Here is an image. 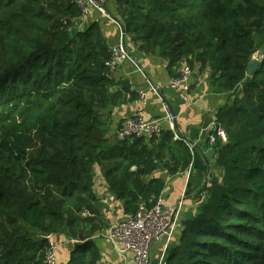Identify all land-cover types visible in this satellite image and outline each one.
Listing matches in <instances>:
<instances>
[{
	"label": "trees",
	"instance_id": "16d2710c",
	"mask_svg": "<svg viewBox=\"0 0 264 264\" xmlns=\"http://www.w3.org/2000/svg\"><path fill=\"white\" fill-rule=\"evenodd\" d=\"M115 12L171 74L185 62L207 70L212 92L232 93L215 116L227 135L214 144L222 176L199 191L165 264H264V55L246 74L264 46V0H115ZM79 17L74 0H0V264H45L48 235L73 241L66 264H100L96 177L134 213L161 195L154 172L192 160L170 130L109 140L110 47L96 21L71 31Z\"/></svg>",
	"mask_w": 264,
	"mask_h": 264
},
{
	"label": "crops",
	"instance_id": "0c3cea01",
	"mask_svg": "<svg viewBox=\"0 0 264 264\" xmlns=\"http://www.w3.org/2000/svg\"><path fill=\"white\" fill-rule=\"evenodd\" d=\"M101 2L108 15L117 18L115 0H101ZM81 21L86 25L90 22H98L109 47L118 43L120 28L109 18L95 15L85 20L81 19ZM124 43L133 62H124L115 74L113 90H117V103L114 106L109 105L102 112L106 129H108L107 136H112L115 127L123 119L133 116L138 109H143L147 119H160L164 115L163 103L168 106L175 116L174 134L184 138L190 144L192 160L188 168L173 176H168L163 171L158 172L159 174L154 172V176L164 181L160 197L165 204L176 206L178 202L182 203L181 212L182 220H184L194 213L198 202L204 198L205 193L199 194V191L209 181L208 179L222 176L219 168L217 172L215 171L217 150L215 146L208 143L207 136L209 132L213 134L217 111L230 102L232 93L212 92L207 70L199 71L197 67H194L188 93L182 94L165 88V84L170 78L175 77L177 72L171 74L157 54L143 53L130 41L129 37L125 36ZM151 86L159 88L160 97L150 90ZM138 91L146 94L147 100L143 106L139 101ZM217 141L220 143L219 140ZM209 167H211V172H208L207 177ZM93 192L96 198L95 207L99 209L105 226V230L93 239L100 252V264H131L130 254H119L103 238L107 230L124 214L121 202L115 200L114 196L107 191L101 177H96ZM56 241L63 244L59 249L58 264H66L71 245L67 246L69 242L64 237H58ZM162 247L163 244L160 242H154L151 245L152 261L159 258Z\"/></svg>",
	"mask_w": 264,
	"mask_h": 264
},
{
	"label": "built area",
	"instance_id": "2783aa9c",
	"mask_svg": "<svg viewBox=\"0 0 264 264\" xmlns=\"http://www.w3.org/2000/svg\"><path fill=\"white\" fill-rule=\"evenodd\" d=\"M76 7L80 12V19L85 20L95 15L108 17L106 8L99 0H74ZM252 60L259 63L263 60V55L253 56ZM126 61H132L127 52L123 36L117 44L110 47V58L106 63L109 78L114 79L119 67ZM165 66L167 63L164 61ZM194 68L187 63H182L177 71V75L168 80L165 88L178 91L182 94L189 92L191 88V80L194 74ZM238 91L243 90L242 85L238 86ZM150 90L160 97L159 88L150 87ZM141 106L146 104V94L138 91ZM164 115L160 119H147L144 116L143 109H138L131 117L123 119L118 126L115 127L113 137L117 141H123L129 138H143L149 140L159 136L165 130L175 133L174 123L175 116L170 112L168 106L163 103ZM213 134L209 135L208 143L214 145L217 140L222 145L227 143V135L225 131L214 122ZM174 138L179 137L174 134ZM188 144V142H186ZM189 148L192 147L189 145ZM182 203L178 202L176 206L165 204L159 196L156 202L145 207L140 205L134 213H125L113 224L103 238L106 239L115 250L121 254H130L131 264H165V252L169 245L174 241L175 236L182 228ZM86 215V214H84ZM47 241L45 264H58L59 249L63 245L56 241L51 235L45 237ZM73 242V241H72ZM154 242L163 244L160 256L157 260L152 261L150 247Z\"/></svg>",
	"mask_w": 264,
	"mask_h": 264
},
{
	"label": "rangeland",
	"instance_id": "374dc122",
	"mask_svg": "<svg viewBox=\"0 0 264 264\" xmlns=\"http://www.w3.org/2000/svg\"><path fill=\"white\" fill-rule=\"evenodd\" d=\"M109 17V16H108ZM110 19V18H109ZM76 22L73 24V27H72V29L70 28V30L71 31H73V30H77V31H82L83 29H84V27H85V25L86 24H83V22L81 21V19H80V17L79 18H77L76 20H75ZM260 55H264V46H261L257 51H256V53L253 55V56H260ZM211 132H209L208 134L209 135H211L210 134ZM209 135L207 136V139H208V137H209ZM114 139V137L112 136V137H110L109 138V140L110 141H112ZM215 144H217V143H215ZM214 146V145H213ZM160 170H157L156 172L157 173H155V174H159L158 172H162V167L161 168H159ZM208 170L211 172V167H209L208 168ZM207 170V171H208ZM217 170V168H215V171ZM209 172V173H210ZM217 172V171H216ZM216 172H215V174H216ZM95 173L96 174H99V170L98 169H96V171H95ZM97 176V175H96ZM208 177V176H207ZM146 207V206H145ZM147 208V207H146ZM125 214V213H124ZM55 237V239H57L58 237H63V236H54ZM72 241L71 242H69L68 244H67V246H72ZM70 246V247H71ZM69 248V247H68ZM151 255H153V253H152V248H151ZM153 257H155V256H153ZM131 263H132V261H131Z\"/></svg>",
	"mask_w": 264,
	"mask_h": 264
},
{
	"label": "water",
	"instance_id": "95a60500",
	"mask_svg": "<svg viewBox=\"0 0 264 264\" xmlns=\"http://www.w3.org/2000/svg\"><path fill=\"white\" fill-rule=\"evenodd\" d=\"M108 16H109L110 20H112L120 28L121 34L123 36V41H124V38H125V29H124V26L114 16H112V15H108ZM258 65H259V62L258 61L251 60V62L249 63V65L247 66V69H246L247 76L251 77L252 74L254 73V71L256 70V68L258 67ZM175 129H176V124H174V130ZM208 172H209V170L207 171V176H208Z\"/></svg>",
	"mask_w": 264,
	"mask_h": 264
}]
</instances>
